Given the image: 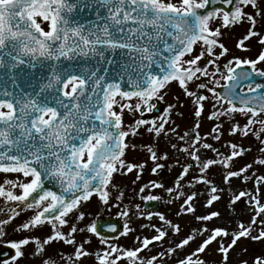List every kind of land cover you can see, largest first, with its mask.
<instances>
[{"label": "snow or ice", "instance_id": "1", "mask_svg": "<svg viewBox=\"0 0 264 264\" xmlns=\"http://www.w3.org/2000/svg\"><path fill=\"white\" fill-rule=\"evenodd\" d=\"M217 4L229 7H214ZM258 18L264 19V0H0V173L5 174L0 198L12 202L7 218H0V244L14 250L11 255L0 254V264H19L28 246H34L32 255L41 257V264H58L46 255L53 242L74 248L71 255L61 254L65 264H83L81 258L88 256H94L97 264H161L165 256L173 255L175 264H208L202 254L214 242L218 264H231L230 252L242 238L264 242V174L254 169V165L264 167V156L238 166L237 158L250 152V147L228 141L224 147L230 152L225 153L207 143L208 137L221 140L223 120L206 136L198 131L206 103L211 102L209 119L227 118L232 122L230 136H255L264 154V82L257 81H264V67H260L264 65V34L257 30ZM245 23L249 27L236 48L251 51L246 42L256 38L260 51L255 58H227L230 49L221 42L223 30ZM173 84L191 98L196 118L194 131L183 136L168 127L177 106L183 107L179 96L175 104L166 101ZM218 87L223 90L217 91ZM161 102L167 103L163 114L148 119L146 114ZM125 114L132 117L131 124H125ZM237 116L245 122L241 124ZM142 128L154 138L172 132L185 142L184 147L172 144L187 159L183 164L177 159L181 171L174 187L165 191L182 199L176 215L191 213L201 227L176 241L172 237L181 233L180 224L160 212L140 213L149 221L155 216L161 223L150 225L155 235L137 236L138 243L125 248L101 236L95 221L84 227L79 222L86 218L83 205L94 196L109 204L111 190L117 188L114 173L139 169L136 178H140L144 164L126 159V151L136 148L126 138L140 134ZM144 147L155 174L165 167L159 161H166L168 153L158 154L155 145ZM201 149L215 156H202ZM214 167L223 186L210 178ZM233 179L245 186H234ZM249 181L252 188L246 186ZM149 185L164 187L155 181ZM196 185L205 186L206 207L220 201L227 190L229 207L246 203L252 213L250 221L237 220L231 229L209 227L221 213L195 215V201L203 193L182 189ZM122 196L121 192L116 199ZM141 199L160 198L149 193ZM136 209L139 213L140 205ZM29 210L33 215L14 228L29 235L4 241L6 227ZM120 215L128 217L129 212ZM45 225L50 226L49 234L31 235ZM109 229L119 231L115 224ZM131 231L126 222L121 234ZM85 232L98 236L106 246L88 251L85 245L91 238L76 239L77 233ZM166 240V250L142 255L154 242L163 247ZM193 243L197 247L181 258L180 253ZM252 264H264V255L256 256Z\"/></svg>", "mask_w": 264, "mask_h": 264}, {"label": "rangeland", "instance_id": "2", "mask_svg": "<svg viewBox=\"0 0 264 264\" xmlns=\"http://www.w3.org/2000/svg\"><path fill=\"white\" fill-rule=\"evenodd\" d=\"M249 11H252L249 9ZM257 24V30L264 34V19H259ZM249 25L247 23L239 26L232 27L230 29H224V35L221 38V42L225 44L226 47L230 49V54L227 58H231L232 55H238L242 57H252L258 54L261 49V45L258 43L256 38H251L246 42L251 48V51H242L236 48V43L238 40L246 34L247 28ZM195 51L198 53L199 48H196ZM219 51V49H216ZM222 62H226V58H221ZM202 63H206V60L202 61ZM260 67H264V65H260ZM224 81H221L223 84ZM213 86V85H210ZM194 89V85L192 86ZM206 95H211L210 93L205 92ZM179 96L180 101L183 103V107L177 106L175 111L172 113V121L168 127H175L177 129V133L179 136H183L185 132L192 133L194 131L193 125L196 122V118L193 114V104L191 102V98H187L183 95L182 90L178 88L176 84H173L168 89V95L166 97L167 103H176L175 97ZM167 103L161 102L162 104V112L163 109L167 107ZM213 111L211 107V102L206 103V110L202 114L200 119V128L199 132L201 136H206L207 133L211 132L212 127L215 124L221 123L223 120V136L220 141H215L211 139V137L207 138V143L213 144L214 147L220 149V151L228 153L230 149L224 147V145L228 141H233L238 144H241L245 148H251L250 152H246L242 157L237 158V165L242 166L246 163H252L257 157L264 156V154L259 152V148L261 147L259 141L255 136L249 135L248 137L241 136H230L228 134V130L231 125V121L227 118L221 119H209L210 113ZM179 113H183V115H179ZM149 114H146L148 118ZM149 119V118H148ZM236 120L240 121L243 124L245 121L242 117L237 116ZM125 124L132 123V117L128 114L124 116ZM127 139V142L131 144H135L136 148H129L126 151V159L131 163H142L144 164L143 171L140 172V178L137 179V173L139 169H133L131 173H114L113 183L117 185V188L111 190L112 196L109 204H104L99 201L98 197L91 199L89 202L83 205L82 210L86 213V218L83 222H79V227H84L85 224H90L95 221L97 218L104 217H113L119 220L122 225L127 222L128 226L133 229L127 235L120 234L116 239H106L110 243H118L119 245L125 248H131L135 246L138 241L136 240L137 236L151 237L155 235L154 229L150 227L151 224L160 225V221L157 217H153L151 221L146 218V215H141L140 213L147 214L148 212L144 211L141 208V199L142 196H146L149 193L158 196L160 199V206L156 212L163 213L167 216L168 219L172 220L174 223H178L181 225L182 231L179 235L172 237L176 241H179L182 237L192 233L193 229L201 227V223L195 220V216L191 213L182 214L177 216L176 213L180 210V205L182 203V199H174L175 193L170 195L165 191L168 187H174V181L176 177L179 175L181 171V167L177 164V159H179L180 164H183L187 159L185 153L178 152L176 149L172 148V144H176L178 147H184L185 142L181 141L176 133L169 132L167 136H161L160 138H154L152 135L148 134L143 128L140 130V134L136 136H130ZM188 139V138H186ZM189 139V143H190ZM145 145H155L158 154L162 155L163 153H168V159L160 160L159 163L164 164L165 167L163 169H158L157 173L152 172V168L154 167V162L149 158V154L146 151ZM201 155L207 157H213L215 154L211 151L201 149ZM254 169H257L260 174H264V167L260 165H254ZM8 178L15 179L16 174H7ZM210 178L215 181L218 185H221V176L219 174V169L217 167L212 168L210 173ZM5 179V174L0 173V183H3ZM135 181V182H134ZM150 181H155L157 183H162L164 185L163 188H152L149 185ZM186 183V182H185ZM234 186L244 187L241 181L233 179L232 181ZM144 185H149V188L146 189L144 193L140 192V188ZM248 188H252L253 182L249 181L246 185ZM186 193H190L192 191H198L199 193H203L202 195H198L194 207L196 209L195 215H203L207 214L209 211H219L221 213V217L219 219H215L212 222L208 223L209 227L214 226H227L231 228L235 227V222L237 220H242L246 223L248 219H251L252 213L249 211L246 203L237 202L235 205L229 207V193L227 190L223 195L220 201L214 202V205L211 207H206V199L207 193L205 192L204 185H196L195 188H184L182 189ZM19 193V189L16 190ZM123 193V196L120 200H117L116 197ZM169 200H172V203H168ZM12 202L5 203L3 198H0V218H7V214L9 212V206ZM102 204V205H101ZM136 205H140V212L138 213L136 209ZM100 208V209H99ZM127 210L129 212L128 217H124L120 215L123 211ZM33 215L32 211L21 212L20 216L17 217L14 222L9 224L6 227L7 235L3 238L4 241L8 240H16L21 238L22 235H29V233H19L15 232L14 228L26 221L29 217ZM141 225H145V227H141ZM65 231H67V227H65ZM121 232V233H122ZM50 233V226L45 225L39 227L36 230H33L31 235L35 236H46ZM91 238V242L85 245V248L90 252L98 251L104 248L106 245H102L100 243V238L92 233H77L76 239L79 242H82L84 239ZM203 237H200L199 240H202ZM199 242V241H198ZM155 246H150L149 251H145L142 253L143 256L158 254L160 251L166 250L169 246L168 241L163 242V247H161L160 242H154ZM2 245V244H0ZM34 246L26 247L27 255L24 257L25 261L21 264H41V257L33 256ZM197 247L196 243H193L191 248H185L181 253L180 257L182 258L184 254L194 250ZM217 245L215 242L211 245V247L202 254L203 258L207 260L208 264H218L220 260V255L216 253L214 250ZM246 249V251H242ZM74 252V248L70 245H66L63 242H53L47 249L48 256H51L53 259L58 261V264H65V261L61 259V254L64 256L71 255ZM264 255V242L261 241H253L250 239L242 238L237 246L234 247V250L230 252V261L231 264H239L240 260H248L249 264H252V261L256 256ZM83 264H97L94 256L82 257ZM176 256L173 255L171 257L165 256L161 264H175ZM21 262V260H20Z\"/></svg>", "mask_w": 264, "mask_h": 264}, {"label": "water", "instance_id": "3", "mask_svg": "<svg viewBox=\"0 0 264 264\" xmlns=\"http://www.w3.org/2000/svg\"><path fill=\"white\" fill-rule=\"evenodd\" d=\"M214 7H224L225 10H227L229 6L217 4V5H214ZM245 67H247V66H245ZM238 71H239V69H238ZM257 81L258 82H264V81H260L259 78H257ZM243 83L245 85L247 84V82H243ZM222 90H223L222 87L217 88V91H222ZM160 112H161V105L159 104L157 109L153 113H151L150 116L153 117L154 115H158ZM142 207L147 211H156L158 208V200H153V201H146L145 200L142 203ZM96 223L98 225H100V235L104 236V237H114L120 232V229H121L118 221L115 219H112V218H109L106 220H99ZM111 224H115L117 226V228L119 229V231H117V232L110 231L109 225H111ZM3 249L6 251V249H8V248L4 247Z\"/></svg>", "mask_w": 264, "mask_h": 264}, {"label": "flooded vegetation", "instance_id": "4", "mask_svg": "<svg viewBox=\"0 0 264 264\" xmlns=\"http://www.w3.org/2000/svg\"><path fill=\"white\" fill-rule=\"evenodd\" d=\"M1 246H2V245H0V247H1ZM13 254H14V252H13ZM24 259H25V258L20 259L21 262L19 261V264H21L23 261H25Z\"/></svg>", "mask_w": 264, "mask_h": 264}]
</instances>
